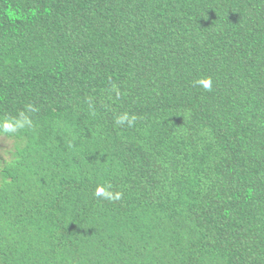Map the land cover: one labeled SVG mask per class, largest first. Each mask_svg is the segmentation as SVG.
Segmentation results:
<instances>
[{
    "label": "trees",
    "instance_id": "trees-1",
    "mask_svg": "<svg viewBox=\"0 0 264 264\" xmlns=\"http://www.w3.org/2000/svg\"><path fill=\"white\" fill-rule=\"evenodd\" d=\"M25 119L0 264H264V0H0Z\"/></svg>",
    "mask_w": 264,
    "mask_h": 264
},
{
    "label": "clouds",
    "instance_id": "clouds-1",
    "mask_svg": "<svg viewBox=\"0 0 264 264\" xmlns=\"http://www.w3.org/2000/svg\"><path fill=\"white\" fill-rule=\"evenodd\" d=\"M198 84L202 85L205 90L210 91L211 90V81H198ZM135 121V116L129 117L128 114H124L122 117L117 119V123L123 125L125 122L128 123L129 126L133 124ZM30 121L27 119L23 121L16 122L15 125H13L12 122L4 121L0 122V129H2L4 132H14L17 128H22L25 124L30 125ZM111 185H105L100 186L97 188L95 195L98 198L106 199V200H113V199H119L120 194L119 193H112L110 191Z\"/></svg>",
    "mask_w": 264,
    "mask_h": 264
},
{
    "label": "rangeland",
    "instance_id": "rangeland-1",
    "mask_svg": "<svg viewBox=\"0 0 264 264\" xmlns=\"http://www.w3.org/2000/svg\"><path fill=\"white\" fill-rule=\"evenodd\" d=\"M12 147V141L9 139H5L4 137H0V156L8 158V155L4 154L7 150Z\"/></svg>",
    "mask_w": 264,
    "mask_h": 264
}]
</instances>
